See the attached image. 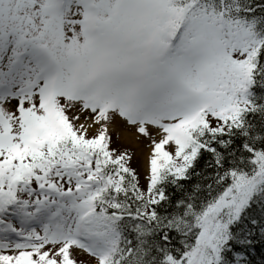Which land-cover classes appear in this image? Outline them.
Listing matches in <instances>:
<instances>
[{"label":"snow or ice","instance_id":"obj_1","mask_svg":"<svg viewBox=\"0 0 264 264\" xmlns=\"http://www.w3.org/2000/svg\"><path fill=\"white\" fill-rule=\"evenodd\" d=\"M0 264H264V0H0Z\"/></svg>","mask_w":264,"mask_h":264}]
</instances>
